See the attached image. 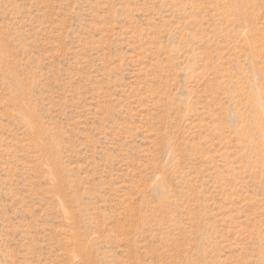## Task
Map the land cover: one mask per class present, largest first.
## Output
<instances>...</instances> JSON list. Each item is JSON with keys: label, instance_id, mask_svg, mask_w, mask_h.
I'll use <instances>...</instances> for the list:
<instances>
[{"label": "rangeland", "instance_id": "rangeland-1", "mask_svg": "<svg viewBox=\"0 0 264 264\" xmlns=\"http://www.w3.org/2000/svg\"><path fill=\"white\" fill-rule=\"evenodd\" d=\"M0 264H264V0H0Z\"/></svg>", "mask_w": 264, "mask_h": 264}]
</instances>
